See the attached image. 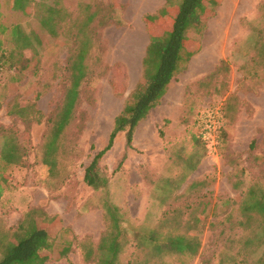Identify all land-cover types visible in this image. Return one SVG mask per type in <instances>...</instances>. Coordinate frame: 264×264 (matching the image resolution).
Segmentation results:
<instances>
[{
  "label": "rangeland",
  "instance_id": "374dc122",
  "mask_svg": "<svg viewBox=\"0 0 264 264\" xmlns=\"http://www.w3.org/2000/svg\"><path fill=\"white\" fill-rule=\"evenodd\" d=\"M39 1L42 5L35 6ZM54 1L35 0L24 12L11 9V0H0V22L46 34L35 14ZM60 1L71 18L81 15L82 5L91 4L101 9V23L107 8L112 19L93 30L96 40L85 61L88 76L74 117L60 135L54 170L43 159L68 85L66 66L75 27L48 38L52 52L35 45L36 54L27 48L12 58L8 52L17 47L9 32L4 34L0 151L9 138L19 156L10 144L4 155L13 156L14 165L0 153V231L14 241L12 234L29 213L49 234L51 248L41 251L48 256L43 264H97L103 256L96 248L100 238L115 224L104 209L112 205L123 230L117 264H258L264 240H246L255 239L262 218L248 229L237 222L246 188H264V56L255 47L264 43V0L212 1L204 27L189 32L191 46L200 47L175 80L165 108L172 120L157 118L153 135L144 123L131 147L125 145L124 132L117 133L98 159V173L107 178L106 186L98 189L85 182V168L107 145L114 118L142 76L150 35L168 29L167 19L179 0ZM165 7L164 17L145 19ZM182 96L183 107H174L173 99ZM207 112L218 116V129L203 140ZM49 146L47 162L53 159ZM152 231L160 237L159 250L148 239ZM176 234L195 237L197 251L169 249L166 242ZM63 246L69 247L64 255Z\"/></svg>",
  "mask_w": 264,
  "mask_h": 264
},
{
  "label": "trees",
  "instance_id": "16d2710c",
  "mask_svg": "<svg viewBox=\"0 0 264 264\" xmlns=\"http://www.w3.org/2000/svg\"><path fill=\"white\" fill-rule=\"evenodd\" d=\"M211 1V2H210ZM213 0H179L178 6L169 20L168 29L162 34H151L148 44L145 48V53L142 58V76L126 98L123 108L120 113L114 118L113 128L109 134L107 145L93 157L92 161L85 168L84 180L94 189L101 186H106L107 178L98 173V159L107 151L113 144V140L118 132H124L125 145L131 147L134 128L138 122L143 119L160 101L164 95L168 84L176 79L178 73L182 70L186 63L200 47L196 43L191 46V38L189 32L191 29L200 30L205 25L204 15L207 8L211 6ZM35 0H11V9H19L27 12L30 3ZM60 0H55L53 5L45 4L44 10H39L35 16L39 23V29L45 30L46 34L39 33L37 30L27 32L20 24H8L0 22V53H4L3 41L4 34L9 32L11 40L15 43L16 49H11L8 52L9 57H14V53L21 54L22 49H31L34 54L38 52L35 45H39L41 49H47L52 52L53 44L48 41V38H57L60 34H64L63 30H68L70 26H74L73 32V50H70L67 58V76L68 85L65 88L62 102L57 108L53 118V128L48 135V141L45 149V158L43 163L51 170H54L57 162V151L59 148V138L66 126L74 117V109L80 99L81 84L84 82L87 74L86 58L89 56L91 48L94 45L96 37L93 36V30L106 25L111 18V11L107 8V17L105 22L101 23L98 19L100 8H94L91 4L82 5L81 15L71 18L65 6L60 5ZM35 6H41L42 3L35 2ZM37 9L39 7H36ZM167 7L163 8L159 14L147 15L146 20L156 21L153 18L160 19L166 14ZM110 12V13H109ZM165 13V14H164ZM68 18V19H67ZM97 18V19H96ZM99 20V21H98ZM158 22V21H157ZM62 31L59 33V31ZM29 33L32 37H30ZM260 40L262 37L260 36ZM48 36V37H47ZM34 40L35 44L32 42ZM49 42L48 44L45 42ZM258 54L264 56V43L256 44ZM46 50H44L45 52ZM43 53V52H42ZM16 60L21 61V57ZM24 67V66H22ZM22 115V113H20ZM53 159L48 161L50 146ZM10 144V151L17 152L18 150L14 142L7 138L1 146V156L7 164L14 165L12 162L13 156H5L4 150ZM261 191V194L259 192ZM2 188L0 186V196ZM238 207L241 212L242 219H239L237 224L243 228L252 227L256 222L257 217L262 218L258 224L257 236L247 239L248 242L253 240H264V188L259 190L256 184L249 185L243 192ZM105 212L112 222L115 224L107 229L100 238L97 249L103 252V256L98 260L97 264H117L118 255L122 251L123 243L119 240L123 233L118 224L117 208L112 205L105 206ZM0 249L1 258L0 264H43L48 258L46 254L42 255L41 251L51 248L49 234L44 226H37L36 221L29 217V213L23 218L18 226V232L12 234V239H7L5 232L0 231ZM159 235L152 231L148 239L154 243L156 250L160 249V244L157 242ZM165 243V242H164ZM163 243V244H164ZM169 249H173L179 253L189 251L195 253L198 249V242L195 237H187L183 234H176L168 238L166 242ZM68 246H63L61 252L64 255L68 251ZM91 249V248H90ZM89 249L88 255L92 252ZM258 264H264V254L255 261Z\"/></svg>",
  "mask_w": 264,
  "mask_h": 264
},
{
  "label": "crops",
  "instance_id": "0c3cea01",
  "mask_svg": "<svg viewBox=\"0 0 264 264\" xmlns=\"http://www.w3.org/2000/svg\"><path fill=\"white\" fill-rule=\"evenodd\" d=\"M148 3H151L152 0H146ZM201 48L204 46V43L202 41V44H201ZM145 53V52H144ZM194 57V54L192 55V57L190 58L189 62L192 61ZM143 58V57H142ZM142 61V60H141ZM179 76V73L178 75L176 76V78ZM175 80H172L167 88H166V91L164 93V95L161 97L160 101L157 103V105H155L153 108H151L148 112V114L143 118L141 119L138 124L136 125V127L134 128V132H133V139L136 138V135L138 133H140L141 131V127L142 125L145 123L144 127H146V131L147 133L153 135L154 133V128H155V124H156V120L157 118H159L160 120L163 121V119L165 118H168V119H171V116L168 115V113L165 112V108L170 104V100L171 99V92L175 86ZM183 104H184V98L183 96L179 99H173V105L174 107H177L178 105H180V107H183ZM182 105V106H181ZM157 116V117H156ZM177 119V118H175ZM172 120V119H171ZM175 121V120H174ZM174 121H171V123L169 124L172 125V123H174ZM182 127L184 128L185 125L182 124ZM122 132V131H121ZM120 133V132H118Z\"/></svg>",
  "mask_w": 264,
  "mask_h": 264
},
{
  "label": "built area",
  "instance_id": "2783aa9c",
  "mask_svg": "<svg viewBox=\"0 0 264 264\" xmlns=\"http://www.w3.org/2000/svg\"><path fill=\"white\" fill-rule=\"evenodd\" d=\"M205 116L207 118V121L202 125L201 137L203 140H208L212 138V135L218 129V121H217L218 116L210 112H207Z\"/></svg>",
  "mask_w": 264,
  "mask_h": 264
}]
</instances>
